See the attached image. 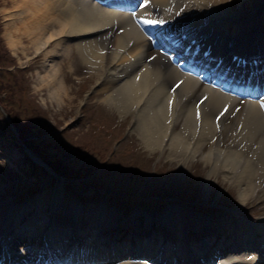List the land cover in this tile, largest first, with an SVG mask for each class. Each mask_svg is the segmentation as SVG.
Returning <instances> with one entry per match:
<instances>
[{
    "label": "bare ground",
    "instance_id": "1",
    "mask_svg": "<svg viewBox=\"0 0 264 264\" xmlns=\"http://www.w3.org/2000/svg\"><path fill=\"white\" fill-rule=\"evenodd\" d=\"M115 1L32 0L40 11L28 32L35 33L37 49L56 38L63 53L74 44L101 75L98 90L110 88L102 101L122 116L132 115L130 131L152 152L167 150L181 164L199 157L208 167L206 189L222 175L237 186L238 206L207 216L175 203L153 215L82 205L60 185L21 204L1 198L0 192V263L33 264L46 236L71 257L61 264H186L207 253L216 255L214 264H264V0L244 18L240 10H230L231 0L119 1L123 6ZM141 17L165 23L149 25ZM169 34L187 45L196 40L218 61L205 65L201 58L197 69L188 56L170 55ZM48 71L52 93L59 94L58 67ZM243 80H251V95L240 94ZM255 199L263 204V215L240 218L238 210ZM30 210L35 216L28 215ZM99 226L122 237L116 244H102ZM75 228L86 240L71 247L66 238ZM27 236L29 241L40 238L18 248L11 241ZM183 240L189 244L182 245Z\"/></svg>",
    "mask_w": 264,
    "mask_h": 264
},
{
    "label": "rangeland",
    "instance_id": "2",
    "mask_svg": "<svg viewBox=\"0 0 264 264\" xmlns=\"http://www.w3.org/2000/svg\"><path fill=\"white\" fill-rule=\"evenodd\" d=\"M31 1L0 0V69L4 71L0 83L5 88L0 90L1 198L21 204L60 185L82 205L103 204L119 213L138 210L157 215L178 203L214 216L238 206L237 186L222 175L206 189L208 167L199 157L181 164L170 159L167 150L152 152L136 131H130L132 115L122 116L102 101L110 88L98 90L101 75L80 57L74 40L67 41L73 46L66 53L59 38L37 49L35 33L28 31L40 10ZM258 1L231 0L227 5L231 11L240 10L244 18ZM261 17L264 21V3ZM53 65L63 83L59 94L52 93L49 84L48 69ZM9 80L12 83L6 84ZM18 116L32 127L27 138H34V146L19 132ZM61 142L67 146L61 147ZM54 152L76 155L74 162L70 160L74 168L69 169L79 175L68 169L62 170L67 171L64 175L53 167L56 164L50 165L47 159ZM86 165L93 173L88 174ZM262 208L258 200L248 201L238 215L255 220L263 215ZM102 228L112 233L109 227ZM26 242L21 239L14 246Z\"/></svg>",
    "mask_w": 264,
    "mask_h": 264
},
{
    "label": "trees",
    "instance_id": "3",
    "mask_svg": "<svg viewBox=\"0 0 264 264\" xmlns=\"http://www.w3.org/2000/svg\"><path fill=\"white\" fill-rule=\"evenodd\" d=\"M1 68V67H0ZM2 69V68H1ZM0 69V77H2V73L4 72V71H2ZM16 78V76L14 77V79ZM4 80H6V78H3V81ZM10 83H12L10 80L6 83V84H10ZM2 89H5L4 88V85H2V83H0V90L2 91ZM20 119V120H19ZM17 120L18 121H20L19 123V125H21V128H20V130H19V132H21V134H25L26 135V138H27V135L30 133V132H32V127H30V125H27V123H26V121H24V120H26V119H22V118H19V116H18V118H17ZM32 134V133H31ZM30 134V135H31ZM28 141V143L32 146L33 144L31 143V140L33 141L34 140V138L32 137V138H30V139H27ZM62 146H65V144H61ZM34 146V145H33ZM68 156V155H67ZM51 158H52V161L51 160H49L50 161V163H54V164H56L55 165V167L57 168V170L58 171H60V172H62L63 174H65V175H67L65 172H67V171H62V170H69V172L68 173H71V174H73V175H75V174H78L77 172H76V170H71V169H69L70 167L69 166H71L72 168H74V165L73 164H71L70 163V161L68 162L67 161V157L66 156H61V154H58L57 152L55 153H53V154H51ZM71 161H72V159H71ZM83 165H85L84 163H80L76 168H80V166H83ZM79 175V174H78Z\"/></svg>",
    "mask_w": 264,
    "mask_h": 264
},
{
    "label": "snow or ice",
    "instance_id": "4",
    "mask_svg": "<svg viewBox=\"0 0 264 264\" xmlns=\"http://www.w3.org/2000/svg\"><path fill=\"white\" fill-rule=\"evenodd\" d=\"M141 7H145L146 5L145 4H141L140 5ZM135 14V13H134ZM141 20L143 21V23L145 24H149V25H152V24H164L165 21L164 20H151V19H145L144 17H141ZM154 59V58H153ZM205 99H207L205 97ZM171 103V102H170ZM262 108H264V101L261 102V105H260ZM199 107V106H197ZM225 111H227V109H225ZM223 114V113H222ZM221 114V115H222ZM197 116L199 117V112H197Z\"/></svg>",
    "mask_w": 264,
    "mask_h": 264
}]
</instances>
